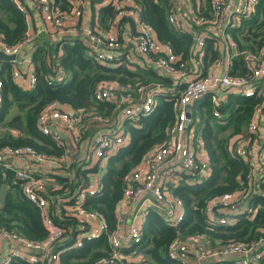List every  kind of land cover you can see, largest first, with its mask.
Listing matches in <instances>:
<instances>
[{"label":"built area","instance_id":"obj_1","mask_svg":"<svg viewBox=\"0 0 264 264\" xmlns=\"http://www.w3.org/2000/svg\"><path fill=\"white\" fill-rule=\"evenodd\" d=\"M29 1L40 12L42 29L48 34H74L80 25L83 0H65L68 9L60 8L56 0ZM102 1L111 4L116 15L107 27L93 21L82 28L88 54L100 63L113 65L124 59L132 68L145 61L156 74L171 78L172 83H141L133 90L123 91L113 80L99 82L94 99L114 105L112 118L94 112H77L56 100L49 102L38 115V129L62 147L60 155L38 151L31 145L0 147V168L9 169L20 181L22 194L36 206L45 228L44 237L36 240L0 227V264H63L61 253L104 239L108 254L88 264H151L140 250L148 210L156 209L177 232L187 209L183 198L172 188L182 179L190 184L200 182L211 171L203 144L199 138L190 137L192 105L206 96L217 103L226 99L228 93L251 96L259 86L256 81L262 83L264 90V45L257 50H238L237 41L226 33L228 27L254 11L257 0H212L210 16L199 18L195 16L199 0H195L196 9L192 0H169L167 19L173 27L191 33V53L199 57L198 61H203L201 58L205 56L207 38L214 36L219 55L206 74L187 72L172 45L158 39L132 0ZM16 3L27 20L29 11L25 2L16 0ZM184 3L188 4L189 12L182 11ZM188 18L193 25L205 22L208 27L197 29L189 24ZM123 28L129 31V37L121 36ZM29 35L16 44H8L0 37V52L14 55L9 60L11 78L26 91L37 83ZM60 54L59 51L56 56ZM235 55L242 58L250 71L249 78L231 73ZM51 67L48 84L66 80L67 74L59 59L55 58ZM157 94L168 98L175 95L176 120L169 127L167 140L151 147L125 177L122 197L114 212V227L110 230L105 217L88 209L86 201L102 192L107 159L130 144L125 124L138 126L154 110ZM3 99L0 78V109ZM247 132L249 137L236 135L231 139L230 150L249 161L248 185L207 200L206 216L212 225H233L238 214H254L255 208L247 199L257 188L264 193V102L255 109ZM260 230L264 233V228ZM217 247L208 245L204 233L185 238L176 234L167 245L166 255L177 264L205 261L259 264L264 257L263 236L246 241L230 240ZM191 258L195 259L193 263Z\"/></svg>","mask_w":264,"mask_h":264},{"label":"trees","instance_id":"obj_2","mask_svg":"<svg viewBox=\"0 0 264 264\" xmlns=\"http://www.w3.org/2000/svg\"><path fill=\"white\" fill-rule=\"evenodd\" d=\"M140 7L143 21L152 27L158 39L172 45L180 61L189 67L193 40L191 33L173 27L168 19L169 0H132ZM212 0H199L200 7L195 16H210ZM61 0H56V3ZM93 2V1H92ZM68 9V3L62 0ZM61 3V5H62ZM116 15V9L106 3L99 8L93 21H99L107 27ZM123 20V19H122ZM91 21L90 23H93ZM207 28L205 22L197 25ZM28 23L25 13L19 8L16 0H0V37L8 44H16L26 38ZM229 37L237 41L238 50H257L264 45V0H257L254 11L242 17L238 24L226 29ZM50 35V34H49ZM30 36V35H29ZM51 38V37H50ZM54 41L40 34L31 36L28 42L33 50V63L37 75L36 86L31 90H22L11 78L9 60H0V78L3 81L4 99L0 109V147L9 145H31L36 150L60 155L62 147L58 146L49 135H43L38 129V115L51 101L66 104L74 111L94 112L112 118L115 115L114 105L105 100H95L94 91L103 80L115 81L121 90H133L138 84L151 85L157 82L171 85L172 79L158 75L150 64L143 61L135 64L122 59L118 64L100 63L88 54L81 35L65 34L54 36ZM214 36L207 38L204 63H213L219 55ZM61 54L57 57L58 52ZM59 59L67 74L66 80L53 84L47 83L54 59ZM231 73L248 77L240 56L233 59ZM251 96L228 93L226 99L214 102L209 96L194 103L192 123L202 146L207 151L210 174L202 181L187 183L181 180L172 191L183 198L186 205V216L178 231L168 225L160 213L150 208L143 228V240L140 249L151 264H177L166 255L167 245L178 234L185 238L188 235L204 233L210 247H220L230 240L246 241L257 239L264 233V193L261 188L253 191L247 203L255 208V213L237 215L233 225H212L206 216V202L209 198L236 191L248 185L247 173L249 161L232 154L231 139L236 135L249 137L247 124L255 109L264 102V90L261 82ZM175 95L166 97L157 94L154 110L140 120L138 126L125 124V132L130 136V144L121 148L114 156L107 159L105 172L102 175L103 189L98 195L89 197L85 206L102 214L113 229L114 212L122 197L125 177L154 145L165 142L169 127L175 122ZM218 112V116L214 114ZM228 129L229 133L225 134ZM262 186V185H261ZM21 183L9 169L0 168V227L30 238L39 240L45 235V228L36 206L23 194ZM263 188V186H262ZM217 247V248H218ZM109 247L106 239L87 242L84 246L61 253L63 264H88L107 255ZM75 260H72V259ZM30 264V263H20ZM229 264H234L229 262ZM259 264H264V257Z\"/></svg>","mask_w":264,"mask_h":264},{"label":"crops","instance_id":"obj_3","mask_svg":"<svg viewBox=\"0 0 264 264\" xmlns=\"http://www.w3.org/2000/svg\"><path fill=\"white\" fill-rule=\"evenodd\" d=\"M21 1L25 2L26 8L29 11L27 23H28V33L30 34V36L33 35L35 37H38L40 34H43V35H46L47 38L50 39L49 42H51V40L54 41V38H53L54 36L52 34L49 35L45 30L42 29L43 28V22L41 20L40 12L35 8V6L32 3H30L29 0H21ZM61 3H62V0H61V2L58 3L60 8L67 7V5L65 3H62V5H61ZM104 5H105V3H103L102 0H83V5H82L83 15L79 19L80 25L78 27H76V31L74 32V34L81 35L83 38L84 34L82 32V28L86 25H89V23L91 21H93L92 15L93 14L97 15L99 8H101ZM63 9H65V8H63ZM181 9L183 12H189L188 4L184 3L181 6ZM188 19L190 20V18H188ZM189 24L194 26L195 28H197V25H193V22L191 20L189 21ZM200 28H202V27H200ZM128 35H129V31H127L126 28H123L121 30V36L122 37H129ZM191 50H192V48H191ZM190 54H191V63L188 67L187 72L199 71L200 74H206L210 71V65L212 63L205 66L204 61H198L199 60L198 56L195 55L193 57L191 52H190ZM201 59L203 60L204 58L202 57ZM193 260H195V259L191 258V260H190L191 263H193ZM203 264H208V262L205 261Z\"/></svg>","mask_w":264,"mask_h":264},{"label":"rangeland","instance_id":"obj_4","mask_svg":"<svg viewBox=\"0 0 264 264\" xmlns=\"http://www.w3.org/2000/svg\"><path fill=\"white\" fill-rule=\"evenodd\" d=\"M194 105V104H193ZM193 105H192V107H193ZM216 116H218L217 114H215ZM200 131V127L198 128V129H196V127L194 126V123H192L191 124V128H190V137H195V135H198L199 132ZM225 134H228L229 133V130L228 129H226L225 130V132H224ZM196 138V137H195ZM207 152V151H206ZM254 158H256V156H254ZM103 170L104 169H102L101 171H100V174L103 172Z\"/></svg>","mask_w":264,"mask_h":264},{"label":"water","instance_id":"obj_5","mask_svg":"<svg viewBox=\"0 0 264 264\" xmlns=\"http://www.w3.org/2000/svg\"><path fill=\"white\" fill-rule=\"evenodd\" d=\"M14 58V55L5 54L3 52H0V60H11Z\"/></svg>","mask_w":264,"mask_h":264}]
</instances>
